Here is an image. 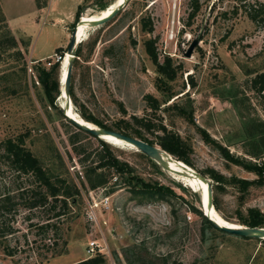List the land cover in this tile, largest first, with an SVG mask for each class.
Segmentation results:
<instances>
[{"label": "rangeland", "instance_id": "rangeland-1", "mask_svg": "<svg viewBox=\"0 0 264 264\" xmlns=\"http://www.w3.org/2000/svg\"><path fill=\"white\" fill-rule=\"evenodd\" d=\"M2 1L6 10H17ZM53 1L30 29L35 53L64 40L65 13L73 5L70 33L84 14L99 19L118 0ZM236 3L200 0L192 18L190 0H129L106 24L89 22L78 35L71 109L96 126L131 132L139 129L134 115L162 122L180 137L183 161L172 153L164 159L174 157L209 178L218 213L249 226L256 215L264 217V101L252 88V78L264 71V24L254 23L243 8L235 12ZM143 17L151 18L153 32L143 29ZM17 34L0 0V143L28 133L26 146L47 172L77 185L81 194L69 201L65 216L50 220L53 228H41L53 214L49 206L30 210L18 198L10 214L0 210L1 228L13 229L0 240V264H77L98 254L102 264H264V239L204 227L194 210L202 209V196L191 177L164 169L127 142L102 137L110 144L106 150L100 138L72 123L61 109L67 98L62 59L44 85L38 76L44 63L30 62V38ZM149 38H156L161 61L169 55L181 64L175 79L163 76L149 57ZM147 94L159 101L156 114ZM109 154L121 168L94 171ZM6 161L0 149V192L37 187L32 175L17 174ZM144 183L166 196L134 195L132 187ZM92 240L102 249L93 256L87 252Z\"/></svg>", "mask_w": 264, "mask_h": 264}, {"label": "trees", "instance_id": "trees-1", "mask_svg": "<svg viewBox=\"0 0 264 264\" xmlns=\"http://www.w3.org/2000/svg\"><path fill=\"white\" fill-rule=\"evenodd\" d=\"M190 4L192 7L190 17L193 18L197 15L201 8L200 0H190ZM236 4L237 5L233 9L235 10V12H237L240 8H243L244 11L247 13L248 17L254 23L262 25L264 24V1L237 0ZM37 5L38 7H43L46 4L43 5L37 2ZM76 16L78 19V17L80 16L79 11L77 12ZM142 26L143 29L148 32L154 31V25L150 17L142 18ZM156 42V38L147 39L144 42L146 51L151 60L154 62V64H156L160 73L166 78L173 80L177 77L178 70L182 68L181 64L175 65L173 58L169 55H166L164 60L161 61L159 59V51ZM66 51L67 47L56 48V53H58L62 57L64 56V53ZM49 60L50 58L46 59V61ZM39 62H43L44 65H42V68L39 67L38 76L43 82V84L47 85V81L51 77L52 72L54 70L59 69L60 61H56L51 66H49V70H46V62ZM39 62L38 64H40ZM192 82L194 86L195 83L193 80ZM252 88L264 101V71L257 73L252 78ZM73 92L74 88L71 85V96H74ZM145 99L148 101V105L151 108L152 112L156 114L155 112L160 109L158 99L151 94L145 95ZM133 120L134 123L139 127V129H134V131L132 132L129 130L127 131V129L125 128H113L103 124H100V127L111 130H117L132 136L135 135L136 137H139L152 144L157 143L162 149L178 156V159L183 161V158L179 154V144L181 141L178 135L168 129L162 122H156L150 117H138L134 115ZM145 132L154 134V136L156 137V141H150L146 137ZM27 136L28 133H22L17 135L16 137H9L0 143V149L3 151V157L7 160L6 162L15 170V172H17V174L19 175H32L35 178L37 187H17L15 189L16 191L12 188H9L6 189L4 192H0V210H4V214H10L16 208V200L18 198L24 199V206L30 210L34 208L49 206V209L53 211V214L51 215V217L48 218L47 223L41 225V228H53L56 227V224L52 223L50 220L53 218L60 219L62 216H65L69 210V201L72 200L75 202L76 198L81 194V190L77 185L70 183L66 178L60 176L54 177L50 175L41 164L40 159L26 146ZM100 141L102 142L104 148L106 150H109L110 144L102 139H100ZM101 167H114L116 169H120L121 165L111 154H109L106 159L104 155L101 157L94 171H96L97 168ZM132 192L134 195L140 196L144 199L164 198L166 196L162 188L148 183L132 187ZM213 202H215V199L213 200ZM58 205L61 206L59 210H57ZM215 205L219 210V207L216 202L214 203V206ZM194 210L198 212V214H200V216L202 217L205 228L214 231H219L223 234H227L226 231L217 228L208 218H206L201 210ZM263 224L264 217L258 215H256V217L249 222V226L253 227H262ZM12 233L13 229L11 226H9L8 229L1 228L0 226V240L3 238H7ZM104 260V256L98 254L97 256L89 257L85 260H82L77 264H102Z\"/></svg>", "mask_w": 264, "mask_h": 264}, {"label": "water", "instance_id": "water-1", "mask_svg": "<svg viewBox=\"0 0 264 264\" xmlns=\"http://www.w3.org/2000/svg\"><path fill=\"white\" fill-rule=\"evenodd\" d=\"M129 0H124L122 3H120L117 7L112 9L110 13L107 15L90 21L91 24L94 27H99L110 20H112L127 4ZM81 18L78 20L77 24L81 22ZM196 42V41H195ZM77 25L73 28L71 32V37L70 41L67 47V52L72 54L69 63H68V71L67 75L65 77L64 81V92L67 95L66 98V104L65 106L61 107L64 115L72 122L74 123L77 127L91 133L92 135L104 140L101 136L102 135H107L111 134L114 135L117 138H120L131 145L135 146L137 151H140L150 158H152L154 161H156L158 164H160L164 169L174 171L178 174H183L185 176L192 177L193 175L200 177L203 182L207 184V208L209 209V212L215 207L214 202H213V188H212V183L211 180L204 175L196 172V171H191L192 169H189L187 167H184V170H177V169H172L164 159L163 155H171L168 153L166 150L162 149L159 145L157 144H152L148 141H145L139 137L132 136L125 134L123 132L117 131V130H111V129H106L100 126H92L87 123H82L75 119L74 117L68 115V109L71 107L72 99H71V94H70V89H71V78H72V71H73V63H74V58L76 57V46H77ZM195 44V43H193ZM106 141V140H105ZM107 142V141H106ZM203 207L204 209L202 210L203 215L208 218L217 228L226 231L227 233L230 234H235L241 237H247V238H259V239H264V227H253V226H246V225H240V226H230V225H221L219 224L215 219H213L210 215V213L207 212L206 206L204 204L203 200Z\"/></svg>", "mask_w": 264, "mask_h": 264}, {"label": "crops", "instance_id": "crops-1", "mask_svg": "<svg viewBox=\"0 0 264 264\" xmlns=\"http://www.w3.org/2000/svg\"><path fill=\"white\" fill-rule=\"evenodd\" d=\"M10 3L12 5L15 4L17 10L15 11L6 10V7L3 5L2 0H1V8L6 14L9 25L12 28V30L15 32V34L18 33L17 35L19 38L24 36L30 38L28 53L31 60L44 61L45 59L52 57L56 53L57 47H65L68 41H70L71 33L68 25L71 24L72 23L71 21L74 20V5L68 12L65 13L66 18H68L67 20L68 23L62 29L64 40L54 44L47 51L40 50L38 52L36 51L35 53L36 49L32 48V38L30 36V29L31 28H33L32 30H34V28L36 29V27L39 25V22H37L36 19L40 16L42 17V15L45 12V9L49 10V7L51 6V4L53 5L54 1L52 0L48 2V4L44 5L43 7H38L36 0H10ZM28 11H31L33 15L32 17L23 16V14H25ZM62 17L63 16H56V20L58 22H62L64 20V18Z\"/></svg>", "mask_w": 264, "mask_h": 264}, {"label": "bare ground", "instance_id": "bare-ground-1", "mask_svg": "<svg viewBox=\"0 0 264 264\" xmlns=\"http://www.w3.org/2000/svg\"><path fill=\"white\" fill-rule=\"evenodd\" d=\"M122 1H124V0H118L117 3L113 5V7L118 6L120 3H122ZM111 11H112V9L110 8L103 14L107 15ZM98 17H99V14H96V13H86V14L83 15L81 22H79L78 25H77V42H78L79 33L83 32L88 27V24H89V22L92 19H95V18H98ZM71 56H72V54L67 53L66 57H64V56L62 57L63 71H64V81H65V77L67 75L68 63H69V60H70ZM63 90H64V83H63V87H62L61 92H62L63 95H66V93ZM61 103L66 104L63 98H62V102ZM68 115L74 117L75 119H77L78 121H80L82 123H87L89 125L96 126L95 124H93L91 122H88V121H85V120L79 118L78 116H76L74 114L73 110L71 109V107L68 109ZM101 137H104V138L109 139V140L126 142V141H124V140H122L120 138H117V137H115L114 135H111V134L102 135ZM165 158L168 160V161H166L167 164L172 165L177 170H184V167L192 169V168L188 167L187 165H185L183 162H180V161L176 160L174 157L165 156ZM191 171H195V170L192 169ZM191 178L198 184V191L200 192V194L202 196V199H201L202 200V202H201L202 210L204 209V207H203V200H204V204L206 206L207 212L210 213L211 217L213 219H215L219 224H221V225H230V226H240L238 224L231 223L228 220H226L224 217H222L218 213V211L216 210L215 207L209 212V209L207 208V196H208L207 184L205 182H203L200 177H197L195 175H193Z\"/></svg>", "mask_w": 264, "mask_h": 264}, {"label": "built area", "instance_id": "built-area-1", "mask_svg": "<svg viewBox=\"0 0 264 264\" xmlns=\"http://www.w3.org/2000/svg\"><path fill=\"white\" fill-rule=\"evenodd\" d=\"M62 59V56L61 55H59L58 53H55L52 57H50V60L49 61H46V59L44 60V62H46V65L49 67V66H51L54 62H56V61H60ZM31 63H38L39 61H33V60H31L30 61ZM92 213V215H91V219H95L94 218V216H95V214H93V211L91 212ZM100 250H102L101 248H100V244L98 243V241L97 240H92L90 243H89V245H88V250H87V252L91 255V256H93L97 251H100Z\"/></svg>", "mask_w": 264, "mask_h": 264}]
</instances>
